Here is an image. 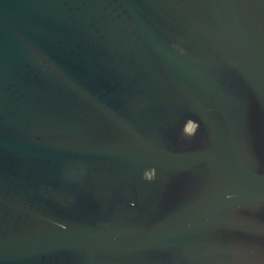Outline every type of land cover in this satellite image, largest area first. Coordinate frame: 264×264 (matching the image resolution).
Masks as SVG:
<instances>
[{"label": "water", "instance_id": "water-1", "mask_svg": "<svg viewBox=\"0 0 264 264\" xmlns=\"http://www.w3.org/2000/svg\"><path fill=\"white\" fill-rule=\"evenodd\" d=\"M0 264H264V0H0Z\"/></svg>", "mask_w": 264, "mask_h": 264}, {"label": "clouds", "instance_id": "clouds-1", "mask_svg": "<svg viewBox=\"0 0 264 264\" xmlns=\"http://www.w3.org/2000/svg\"><path fill=\"white\" fill-rule=\"evenodd\" d=\"M187 127H188L189 131H188V133L182 132L181 133V139H191L196 134V132L199 128V123L189 120ZM145 176L147 179H152L153 173L151 172V175H149L147 172V173H145Z\"/></svg>", "mask_w": 264, "mask_h": 264}]
</instances>
